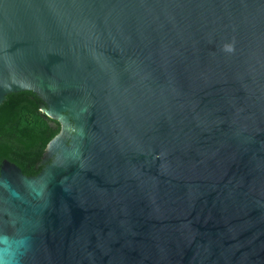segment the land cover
I'll return each instance as SVG.
<instances>
[{
    "label": "water",
    "instance_id": "water-1",
    "mask_svg": "<svg viewBox=\"0 0 264 264\" xmlns=\"http://www.w3.org/2000/svg\"><path fill=\"white\" fill-rule=\"evenodd\" d=\"M20 91L60 129L0 163V264H264V0H0Z\"/></svg>",
    "mask_w": 264,
    "mask_h": 264
},
{
    "label": "trees",
    "instance_id": "trees-1",
    "mask_svg": "<svg viewBox=\"0 0 264 264\" xmlns=\"http://www.w3.org/2000/svg\"><path fill=\"white\" fill-rule=\"evenodd\" d=\"M41 103L30 91L8 93L0 103V163L6 159L27 176L40 171L46 144L60 129L41 111Z\"/></svg>",
    "mask_w": 264,
    "mask_h": 264
},
{
    "label": "flooded vegetation",
    "instance_id": "flooded-vegetation-1",
    "mask_svg": "<svg viewBox=\"0 0 264 264\" xmlns=\"http://www.w3.org/2000/svg\"><path fill=\"white\" fill-rule=\"evenodd\" d=\"M48 161H49V160H48ZM48 161H47V162H48Z\"/></svg>",
    "mask_w": 264,
    "mask_h": 264
}]
</instances>
